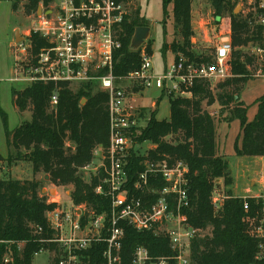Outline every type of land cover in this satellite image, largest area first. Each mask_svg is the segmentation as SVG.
<instances>
[{
  "label": "trees",
  "instance_id": "trees-1",
  "mask_svg": "<svg viewBox=\"0 0 264 264\" xmlns=\"http://www.w3.org/2000/svg\"><path fill=\"white\" fill-rule=\"evenodd\" d=\"M52 0H13L12 9L24 3V13L31 15L38 4L49 7ZM125 1L126 0H118ZM191 1L162 0L163 11L172 5V17L181 27L183 40L173 43L175 55L182 54L189 59L191 36ZM246 2V14H233L236 3ZM259 0H210L214 15L222 11L230 13L232 77L216 84L221 89L218 100L220 109H229L231 117L240 126L239 142L233 149L237 156L264 157V93L255 100L257 110L248 120L247 107L238 97V91L249 77V69L257 63L255 56L245 55L243 47L249 43L263 45L264 29L254 23L252 8L258 7ZM126 14L122 22L121 47L114 53L113 74L122 76L136 70L140 65L139 50L130 51L129 43L137 26H145L146 20L139 16V9ZM30 55L35 60L39 48L45 42L33 31L29 35ZM165 45H163V49ZM147 53L150 54L149 50ZM57 89L58 102L50 105V95ZM12 101L18 112L30 111V119L22 122L13 131L7 126V115L0 108L3 131L7 145L24 150V158L31 164L33 174L42 172L55 186L72 185L69 199L74 205L86 204L96 212L107 211L108 200L94 193V188L103 177L102 171L92 175L90 181L83 179L81 169L93 160L92 151L97 146L108 145L107 95L102 91H92L91 84L71 87L65 82L58 84L32 82L21 90L12 89ZM169 97L168 119L157 120L154 112L143 127L131 132L133 142H150L154 145L145 156L129 151L126 170L129 187L142 170L145 160H181L188 166L189 207L184 210L188 222L197 230L191 244V264H251L255 262L260 238L253 232L264 225L261 214V200L247 197L249 208L243 210L242 198L233 196L230 190L219 210H214L211 196L216 181L221 178L230 185L226 160L216 154L215 122L212 114L202 107L203 101L211 99V86L207 82H197L190 98L173 92ZM82 98L86 99L80 104ZM207 102V103H208ZM172 136L175 141L165 138ZM1 159V157H0ZM155 187L162 188L161 179L150 180ZM40 182L20 179H0V264H32L34 256L41 250H53L55 244L42 243L40 237L50 236L51 231L45 219V212L55 207L47 203V198L38 193ZM120 258L122 264L132 263V254L137 246H144L152 256L170 255L172 250L168 239L157 237L148 231H136L124 222ZM41 226L43 233H35ZM22 244V246H20ZM104 243L92 245L86 252L84 264H103L101 254ZM8 256L10 260L4 262ZM50 264H58L56 256Z\"/></svg>",
  "mask_w": 264,
  "mask_h": 264
},
{
  "label": "built area",
  "instance_id": "built-area-1",
  "mask_svg": "<svg viewBox=\"0 0 264 264\" xmlns=\"http://www.w3.org/2000/svg\"><path fill=\"white\" fill-rule=\"evenodd\" d=\"M49 11L39 16L32 28L45 45L39 48L35 60L25 65L22 79L55 85L95 83L106 93L108 145L95 147L92 155L93 160L99 161L93 175L100 171L103 174L94 193L108 200V209L98 213L86 204L72 203L66 208L58 200L47 199V203H55L54 208L45 212L51 233L40 237L39 241L55 244L56 248L51 251L58 264H84L85 252L99 243L105 244L101 254L103 264H122L120 249L124 230L120 223L124 222L136 231H148L168 239L172 250L170 255L152 256L144 246H137L131 264H191V244L197 230L184 212L190 205L188 166L181 160H145L129 187L126 164L135 144L131 132L139 124L137 116L127 107L125 88L116 84L113 74L114 53L121 47L122 22L126 15L124 1L59 0ZM252 16L254 23L264 29V0H259L258 7L252 8ZM223 27L209 61L178 54L155 73L151 55L141 49L139 67L128 73L130 82L141 90L154 86L181 97H191L197 82L216 86L231 76L230 22ZM252 53L260 62L258 73L264 77V38L263 45H254ZM57 102L56 89L50 95L51 107L55 108ZM151 179H161L165 184L162 188L155 187ZM218 182L211 196L214 210H219L226 198L219 191ZM259 185L262 192L248 197L261 200L264 217V167L259 173ZM241 198L243 210L247 211V196ZM34 231L41 235L43 228L39 226ZM253 232L261 240L256 261L251 264H264V225L257 226ZM9 260L6 256L3 261Z\"/></svg>",
  "mask_w": 264,
  "mask_h": 264
},
{
  "label": "rangeland",
  "instance_id": "rangeland-1",
  "mask_svg": "<svg viewBox=\"0 0 264 264\" xmlns=\"http://www.w3.org/2000/svg\"><path fill=\"white\" fill-rule=\"evenodd\" d=\"M58 2L59 0H52L48 8L40 3L35 13L26 15L23 8L24 3H20L18 8L13 10V0H0V108L7 115V126L10 131L30 119L28 109L24 112L17 111L11 94L12 89L21 90L31 83L22 79L25 75V65L32 61L28 39L30 32L39 16L46 12L47 14L50 13L49 10L55 8ZM38 8H41L40 12H38ZM137 8L139 9V16L146 20L147 24L145 26H149L151 29L149 37L137 51L140 52L141 49L149 50L154 72L159 73L165 58L168 64L172 61L171 59H174L176 53L172 51L171 45L182 42V29L173 20L172 5L167 7L166 15L164 14L162 0L124 1L126 14H132L133 10ZM234 9H236V14L239 12L246 14L249 7L246 2L239 1ZM230 21L229 11L224 10L220 15H214L210 0H192L191 36L188 55L210 59L214 47L219 41L220 30H224L223 24ZM163 45H165L164 49ZM253 46L249 43L243 47L245 55H253ZM259 68L260 62L258 60L256 64L249 66L250 75L242 95L243 99L249 101V103H252L256 97L264 93V77L258 73ZM116 78V84L126 90L127 107L132 108L131 110L135 116H141L139 121L141 126L146 124L152 112H154V117L157 120L168 119L170 111L169 97L164 95L163 92L160 94V91L153 86L145 89L144 94L141 93L140 95V92H137L132 82H130L128 73L116 76ZM75 85L70 86L74 87ZM91 88L93 92L100 91L99 86L95 83L91 84ZM219 93L220 91L216 86H211V99H209V102L205 99L202 107L211 112L214 118L216 154L232 164L235 158L232 141L238 130V123L232 122L235 119L231 117L228 107L220 109L217 99ZM153 101H155L154 107ZM85 102L86 99L80 100V104ZM242 104L245 105L243 101ZM252 114L251 107L248 115L251 117ZM165 139L169 142L175 141L172 136H167ZM152 146H154L152 143L146 141L141 144H134L132 147L137 154L145 156L148 150L152 149ZM0 157V179H35L40 182L38 193L40 192L47 199L58 200L66 208L71 207L72 202L69 199V194L72 191V185L55 186L49 181V177L45 178L46 175H43L42 172L33 174L30 162L24 158V150H17L7 145L1 117ZM98 163L99 161L95 159L87 165V168L81 169L84 181H90V177L93 175ZM263 167L264 159L258 163L248 164L247 167H244V171L238 172V178L233 177L231 169H228V173L232 178L231 184L226 186L221 178L217 183V187L221 193L230 190L233 196L258 194L260 190L259 173ZM249 189H252V191L248 192ZM53 257V251L43 250L34 256L32 264H50Z\"/></svg>",
  "mask_w": 264,
  "mask_h": 264
},
{
  "label": "crops",
  "instance_id": "crops-1",
  "mask_svg": "<svg viewBox=\"0 0 264 264\" xmlns=\"http://www.w3.org/2000/svg\"><path fill=\"white\" fill-rule=\"evenodd\" d=\"M226 24H227V22L225 23V24H223V26H226ZM150 31H151V29H150ZM176 58V55L174 54V59ZM166 59V58H165ZM164 59V63L162 64L163 66H162V68L164 67V66H166V65H168V63H167V61ZM174 59H171L172 61L174 60ZM171 61V62H172ZM248 69H249V67H247ZM162 70V69H161ZM233 76V74H232V72H231V76H229L228 78H230V77H232ZM246 86H247V80L245 81V82H243L242 83V86L240 87V89H239V91H238V97H239V100L242 102H244L245 103V105L244 106H246L247 107V117H248V120H252V118L254 117V115H255V113H256V110H257V105L255 104V100L259 97H256L254 100H253V102L252 103H249V101H245L244 99H243V97H242V95H243V92H244V90H245V88H246ZM218 88V87H217ZM134 89L135 90H137V92H140V95H141V93L142 94H144V90H141L140 88H138V87H136V86H134ZM159 90V89H158ZM218 90L219 91H221V89H219L218 88ZM160 91V94L162 93V91L161 90H159ZM261 96V95H260ZM187 98H190V97H187ZM217 99H218V96H217ZM126 101H127V98H126ZM153 103V107L155 106V101H153L152 102ZM127 104V103H126ZM218 104H219V100H218ZM233 106V104L232 103H230L229 105H228V108L230 109L231 107ZM219 107H220V105H219ZM251 107H252V110H253V114H252V116L250 117L249 115H248V113H249V110L251 109ZM226 108V107H225ZM132 109V108H131ZM207 110V109H206ZM211 113V112H210ZM169 114H170V111H169ZM212 114V113H211ZM169 118V117H168ZM140 119H141V116H137V120H138V124H139V127H143V126H141V124L139 123V121H140ZM232 122H237L238 123V130H237V132H236V134H235V136H234V139H233V141H232V145L234 146V143H235V141H237L238 140V142H239V136H240V126H239V122H238V120H232ZM231 122V123H232ZM233 124V123H232ZM229 139H230V137H229ZM135 144H138V143H135ZM154 146H152V148H153ZM233 151H234V149H233ZM235 154V153H234ZM263 159H264V157H260V156H237L236 154H235V158H234V161H233V163L232 164H230V162L228 161L227 162V164H228V169H231V172H232V175H233V177H237L238 178V172H241V171H244V167H247V165L248 164H254V163H258V162H260V161H263ZM242 165V166H241ZM247 169V168H246ZM258 182H259V180H258ZM259 187H260V185H259ZM250 191H252V189H249L248 190V192H250ZM262 191H261V188H260V190H259V193H261ZM258 193V194H259ZM255 195H257V194H253V195H251V194H246V195H239L238 197H242V196H255ZM20 246H22V244H20Z\"/></svg>",
  "mask_w": 264,
  "mask_h": 264
},
{
  "label": "water",
  "instance_id": "water-1",
  "mask_svg": "<svg viewBox=\"0 0 264 264\" xmlns=\"http://www.w3.org/2000/svg\"><path fill=\"white\" fill-rule=\"evenodd\" d=\"M40 11H41V8H38V12ZM234 14H236V9H234ZM149 35H150L149 26L135 27L133 35L130 39L129 50L136 51L143 44V42L149 37ZM82 100H85V99H81V101ZM45 178H48V176L46 175Z\"/></svg>",
  "mask_w": 264,
  "mask_h": 264
}]
</instances>
